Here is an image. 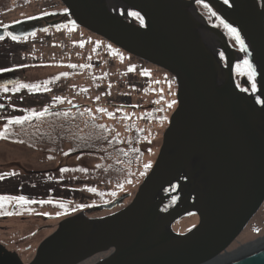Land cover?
Wrapping results in <instances>:
<instances>
[{"label":"water","instance_id":"water-1","mask_svg":"<svg viewBox=\"0 0 264 264\" xmlns=\"http://www.w3.org/2000/svg\"><path fill=\"white\" fill-rule=\"evenodd\" d=\"M60 1L66 15L0 26V39L32 35L42 23L59 25L69 15L171 73L177 106L153 166L127 205L88 215L122 205L125 193L63 218L28 263L0 242V264H81L104 252L109 254L93 264H264V244L222 257L264 203V0H203L239 32L246 56L241 62L255 69L253 92L238 85L237 52L198 11L197 0ZM118 6L142 20L119 15ZM205 30L224 39L226 61L210 48ZM15 76L0 71V84ZM191 214L198 215V224L176 232L173 224Z\"/></svg>","mask_w":264,"mask_h":264},{"label":"rangeland","instance_id":"rangeland-1","mask_svg":"<svg viewBox=\"0 0 264 264\" xmlns=\"http://www.w3.org/2000/svg\"><path fill=\"white\" fill-rule=\"evenodd\" d=\"M65 9L60 0H0V26L41 15L52 21ZM62 22L42 23L25 38L0 39V71L12 70L17 78L7 91L0 86V104L6 106L0 111V180L26 176L50 189L22 195L33 203L0 201V241L26 262L63 218L125 193L122 206L131 201L177 106L176 81L168 71L78 26L69 15ZM235 77L241 85H256L242 63ZM19 84L41 87L16 90ZM0 196L20 197L2 191ZM193 221L197 214L176 221L174 229L184 232ZM257 241L264 243V204L229 250L245 252Z\"/></svg>","mask_w":264,"mask_h":264},{"label":"flooded vegetation","instance_id":"flooded-vegetation-1","mask_svg":"<svg viewBox=\"0 0 264 264\" xmlns=\"http://www.w3.org/2000/svg\"><path fill=\"white\" fill-rule=\"evenodd\" d=\"M225 1V0H223ZM227 2H229L227 0ZM196 6L199 10V12L205 17V19L213 26L218 27L219 29H221L227 36V39L230 43V45L236 50L237 52V61L236 63H241V60L244 59L246 56L243 53L242 49V44L240 43V41L235 39V34H233L228 27H226L225 22L221 19V17L218 15V13L215 11V9H213L211 7V5H209L207 2L203 1V0H197L196 1ZM120 9L125 12L130 14L133 18H138L139 19V15H133L134 12L132 11H126L125 9L121 8ZM205 36L207 37V43L209 44L210 48L215 51L218 56L223 60L226 61V57L225 54L222 50V46L224 44V39L219 36L218 34L214 33L211 30H205ZM16 77H13V80H15ZM13 80L11 82H13ZM238 82V81H237ZM246 81L244 80L242 85L240 83H238L240 86L248 89L249 91L253 92L254 90H256V85H254L252 83V85L249 84V86L247 87L245 85ZM4 84H0V86H2Z\"/></svg>","mask_w":264,"mask_h":264},{"label":"trees","instance_id":"trees-1","mask_svg":"<svg viewBox=\"0 0 264 264\" xmlns=\"http://www.w3.org/2000/svg\"><path fill=\"white\" fill-rule=\"evenodd\" d=\"M49 190H50L49 186L47 185L43 186L39 183L34 184L26 176H18V177H13L12 179L5 178L3 180H0V192L2 191L3 193H7V194L36 197L41 194L42 195L48 194Z\"/></svg>","mask_w":264,"mask_h":264},{"label":"bare ground","instance_id":"bare-ground-1","mask_svg":"<svg viewBox=\"0 0 264 264\" xmlns=\"http://www.w3.org/2000/svg\"><path fill=\"white\" fill-rule=\"evenodd\" d=\"M119 8H118V10H117V12H119L120 14L119 15H122V16H124V17H126V18H131V19H133L135 22H138V20H136L135 18H133L130 14H128V13H125V12H123L121 9H120V6H118ZM124 9V8H123ZM67 11V8L64 10V12H66ZM128 12V11H127ZM132 12H134V11H132ZM134 13H136V12H134ZM63 15H66V14H62V16ZM139 15V14H138ZM73 19V18H72ZM139 19H142L141 18V16L139 15ZM77 24V23H76ZM78 26H80L79 24H77ZM80 27H82V26H80ZM82 28H84V27H82ZM84 29H86V28H84ZM87 30V29H86ZM89 31V30H88ZM212 31V30H211ZM91 32V31H90ZM29 36H31V35H29ZM26 37H28V36H26ZM23 38H25V37H23ZM21 39V38H20ZM105 39V38H104ZM106 40V39H105ZM108 41V40H107ZM6 71V70H5ZM9 71H12V70H9ZM12 72H14V71H12ZM15 73V72H14ZM16 74V73H15ZM159 152V151H158ZM157 155H158V153H157ZM156 158H157V156H156ZM156 158H155V160H156ZM155 162V161H154ZM154 162H153V164H154ZM153 164H152V166H153ZM151 169V168H150ZM150 171V170H149ZM148 174V173H147ZM146 174V175H147ZM141 184V183H140ZM139 184V185H140ZM139 185H138V187H139ZM119 197V196H118ZM264 204V203H263ZM263 204H262V206H263ZM121 206V207H120ZM120 206H117V207H115V208H113V209H111L110 211V213H112V212H114V211H117V210H119L120 208H122L123 206L122 205H120ZM262 206L259 208V210L262 208ZM120 207V208H119ZM116 208H118V209H116ZM259 210L253 215V217L249 220V222L247 223V225L245 226V228H244V230L240 233V235L234 240V242L235 241H237L238 240V238L243 234V232L245 231V229L247 228V226H249V224L251 223V221H252V219L254 218V216L259 212ZM97 212H99V211H97ZM93 213V212H92ZM92 213H88V215L89 216H91V217H98V216H92ZM109 214V213H108ZM106 215V214H105ZM100 216H103V215H100ZM198 216V215H197ZM198 221H199V217H198ZM197 222V221H196ZM175 224V223H174ZM174 224H173V229H174ZM193 224H195V225H197L198 224V222L197 223H195V221H193V222H189L188 224H185V226H183L182 228H187V227H189V226H191V225H193ZM195 225H193L191 228H193ZM191 228H189V229H187V230H185L184 232H186V231H188V230H190ZM175 230V229H174ZM176 231V230H175ZM177 232V231H176ZM178 233H183V232H178ZM233 242V243H234ZM233 243L226 249L227 250V253L226 252H223V258H226V259H228L230 256H232V254H234V252H232L231 250H229V248L233 245ZM259 243H261L260 241H257V242H253V243H250V245H249V249H252L253 247H257V245H259ZM263 244L264 243H262L261 245H259L257 248H259L260 246H263ZM255 248H253V249H255ZM109 254V252H104V253H100V254H97V255H95V256H93V257H91V258H89V259H87V260H85L84 262H82L81 264H93V263H95V262H97V261H99L100 259H102V258H104V257H106L107 255ZM237 254V253H236ZM21 256V255H20ZM34 256H35V254H34ZM33 256V257H34ZM23 259V258H22ZM32 260V259H31ZM26 262V261H25ZM29 262V261H28ZM28 262H26V263H28Z\"/></svg>","mask_w":264,"mask_h":264},{"label":"snow or ice","instance_id":"snow-or-ice-1","mask_svg":"<svg viewBox=\"0 0 264 264\" xmlns=\"http://www.w3.org/2000/svg\"><path fill=\"white\" fill-rule=\"evenodd\" d=\"M225 2H227V0H225ZM133 15H138V13H133ZM226 27L229 28V30L235 34V39L240 41V43L243 45V40L241 39V36L239 34V32L235 29V28H231V26L226 25ZM11 35V33H10ZM13 39H16L15 36H13ZM245 64L248 67L249 70V75H255V69L254 67L248 62L245 61ZM41 86L40 85H27V84H19L16 90H19V88H37L39 89ZM4 89L5 91H7V85H4ZM176 103V101H171L169 104V107H171L172 105H174ZM101 111H105L104 109H101ZM34 115H36L37 113H33ZM44 113H39V115H43ZM163 119H167V117H164ZM16 123H21V120H16ZM150 165H146L145 167H149ZM3 176H0V179H2ZM12 200H16L18 202H23V203H33L34 201H28L25 197L20 196V197H10V196H0V201H12Z\"/></svg>","mask_w":264,"mask_h":264},{"label":"built area","instance_id":"built-area-1","mask_svg":"<svg viewBox=\"0 0 264 264\" xmlns=\"http://www.w3.org/2000/svg\"><path fill=\"white\" fill-rule=\"evenodd\" d=\"M136 68H137V69H140V68H141V65H140V64H137V65H136Z\"/></svg>","mask_w":264,"mask_h":264}]
</instances>
